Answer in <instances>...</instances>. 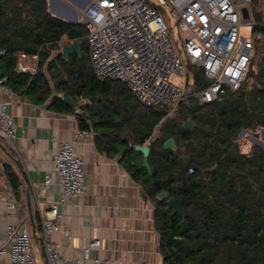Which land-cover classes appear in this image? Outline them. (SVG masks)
<instances>
[{"label":"trees","instance_id":"obj_1","mask_svg":"<svg viewBox=\"0 0 264 264\" xmlns=\"http://www.w3.org/2000/svg\"><path fill=\"white\" fill-rule=\"evenodd\" d=\"M251 7L255 32L264 33L260 0H252ZM87 35L85 25L55 18L47 0H0V77L14 92L45 98L69 92L75 102L87 101L79 115L82 128L92 125L99 149L125 154L129 174L154 204L163 264H264V148L254 143L244 154L238 138L241 130L264 129V40H255L246 81L237 92L209 104L182 102L168 118L163 107L143 106L124 83L97 78ZM65 37L82 42L81 55L64 59ZM19 54L38 57L35 74L17 72ZM194 72L193 82L203 89L209 82L202 70ZM94 96L103 101L90 104ZM186 121L195 123L192 132L183 128ZM169 139L176 151L164 148ZM145 144L151 173L135 150ZM4 169L19 196V177L10 165ZM163 191L180 200L185 216L174 215L167 200L159 199Z\"/></svg>","mask_w":264,"mask_h":264},{"label":"built area","instance_id":"obj_2","mask_svg":"<svg viewBox=\"0 0 264 264\" xmlns=\"http://www.w3.org/2000/svg\"><path fill=\"white\" fill-rule=\"evenodd\" d=\"M251 3L252 0H96L84 9L81 21L88 30L95 74L100 81L124 83L149 108L179 105L191 99L202 105L213 103L241 88L254 56L255 40H264V33L255 32ZM243 8L249 10L248 20L243 18ZM172 20H178V30L186 34L181 40ZM3 54L0 50V57ZM25 57L20 54L18 59V69L23 73L29 71ZM186 64L202 70L209 84L198 89L189 82ZM1 95L6 99L0 100V130L9 142L15 143L17 125L8 108L16 98L7 78L0 77ZM242 151L247 154L248 148ZM54 166L55 172L48 173L37 187V196L46 197L56 178L62 192L57 201H49L42 210V229L34 230V236L43 241L47 264H114L108 259L91 258V252L101 246L98 239L89 241L81 259L61 257L52 239L61 231L60 207L83 196L87 184L85 162L76 153L73 141L60 143ZM189 171L194 172L193 168ZM0 201H8L1 191ZM8 208L14 213L18 206L9 203ZM5 235L8 243L0 245V258H7L10 264H38L25 226L16 229L8 225Z\"/></svg>","mask_w":264,"mask_h":264},{"label":"crops","instance_id":"obj_3","mask_svg":"<svg viewBox=\"0 0 264 264\" xmlns=\"http://www.w3.org/2000/svg\"><path fill=\"white\" fill-rule=\"evenodd\" d=\"M47 1L49 12L55 18L81 24V11L96 0ZM73 43L66 37L61 42L62 47ZM24 61L28 72L35 74L38 57L26 56ZM44 70L47 74V67ZM17 72H20L18 65ZM14 93L16 102L9 106L8 113L17 125L16 142H9L0 130V191L8 198L7 202L0 201V245L8 243L5 235L8 225H15L16 229L25 226L34 232L42 223L41 213L48 202L60 198L62 192L56 178L46 197L37 196V187L48 173L55 172L54 157L60 150V143L73 141L76 153L85 162L87 191L79 199L60 207L62 227L52 239L61 257L81 259L89 241L98 239L101 246L91 252V258L108 259L114 264H163L155 229L154 204L129 174L125 154L116 155L99 149L92 125L89 129L82 128L79 115L83 105L77 102L79 106L72 108L64 103L62 94L56 92L49 98L41 97L39 92ZM5 99L0 96V100ZM56 99H61L65 105L56 103ZM83 133L88 134L80 137ZM4 164L10 165L19 177V196L7 179ZM9 203L17 204L14 213L9 211ZM35 239L40 251L39 262L47 264L42 240ZM0 264L10 262L0 258Z\"/></svg>","mask_w":264,"mask_h":264},{"label":"water","instance_id":"obj_4","mask_svg":"<svg viewBox=\"0 0 264 264\" xmlns=\"http://www.w3.org/2000/svg\"><path fill=\"white\" fill-rule=\"evenodd\" d=\"M242 14H243V18L245 20H248L250 18L249 10L247 8H243L242 9ZM81 45H82L81 41L74 42L73 44L64 45L62 47V55L64 56V59L68 60L69 57L72 54H74V53L80 54ZM62 96H63L64 103L69 105L70 107L77 108L79 106V103L75 102L70 97L69 92H65ZM96 99H101L102 100L103 98L102 97L98 98V97L94 96V97H91L89 99V102L93 103V102L96 101ZM194 126H195L194 122L186 121L184 123V125H183V128L185 130H188V131L192 132L193 129H194ZM245 132H246L245 130H241L238 137L242 136ZM258 135L259 134L257 133L256 136L258 137ZM164 148L166 150L176 151L177 150V146H176L175 140L174 139H169L164 144ZM135 150L143 155L144 161H143L142 166L144 168H146L149 173H151V166H150V163H149V157H150L151 149H150L149 145L148 144L147 145H143V146L138 145V146L135 147ZM143 196H145V194H143ZM159 199L160 200H167V204L173 210V214L174 215L180 214L182 216H185V213L183 211V208H182L180 200L175 198V197H170V192L169 191H163L162 193H160L159 194ZM28 202H29V205H30L29 195H28ZM41 244H42V248H43V251H44L43 241H41Z\"/></svg>","mask_w":264,"mask_h":264},{"label":"rangeland","instance_id":"obj_5","mask_svg":"<svg viewBox=\"0 0 264 264\" xmlns=\"http://www.w3.org/2000/svg\"><path fill=\"white\" fill-rule=\"evenodd\" d=\"M260 8L264 11V0H260ZM83 11H81V14L80 15H82ZM252 15H253V13H252ZM177 24H178V20H172L171 25L174 27V29L176 31V35H178V38L181 40L183 37L186 36V34L181 33L178 30ZM195 69H197V68L192 67L190 65L187 66V64H186V71H185V73H187L189 82H193L194 81V73H195L194 71H195ZM251 81H252V79L249 80V82H251ZM86 102L87 101L81 100L79 103L81 105H84ZM178 106H179L178 104L164 105L163 106V108H165L167 111L170 112L169 115H168V118L173 117V116L176 115L177 110L179 109ZM257 133L259 134L258 137L256 136ZM238 138L241 141V147L243 148V150H245L246 148H248L247 154L251 150L252 144H254V143L255 144H258V145H260V146H262L264 148V129H262V128H258L256 132H251V131H248L247 132L246 131L242 136H240ZM28 230H29V233L31 235L32 244H33V247H34V255L38 259V264H41L39 262V260H41L40 259V256H39V252L40 251L38 249V246L36 245L37 244V240L35 239L34 232L30 228H28Z\"/></svg>","mask_w":264,"mask_h":264}]
</instances>
